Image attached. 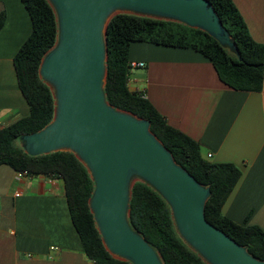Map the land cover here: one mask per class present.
Wrapping results in <instances>:
<instances>
[{"label": "water", "instance_id": "obj_1", "mask_svg": "<svg viewBox=\"0 0 264 264\" xmlns=\"http://www.w3.org/2000/svg\"><path fill=\"white\" fill-rule=\"evenodd\" d=\"M56 21L53 45L37 73L53 98L50 121L22 134L23 151L36 156L69 151L93 183L89 211L105 250L130 264H162L159 253L128 222L136 181L166 202L180 239L206 264H264L204 215L209 186L199 183L150 130L149 121L115 108L105 95L106 29L117 14L183 23L205 31L238 54L208 0H46Z\"/></svg>", "mask_w": 264, "mask_h": 264}, {"label": "trees", "instance_id": "obj_2", "mask_svg": "<svg viewBox=\"0 0 264 264\" xmlns=\"http://www.w3.org/2000/svg\"><path fill=\"white\" fill-rule=\"evenodd\" d=\"M31 22V30L13 57L17 83L29 112L0 128V164L30 175L53 174L63 180L71 221L86 256L95 264H130L113 258L104 248L89 211L87 199L93 183L86 168L69 151L32 156L18 144L19 136L39 130L53 114L49 87L37 73L40 59L56 37L54 13L46 0H20ZM229 32L238 54L198 28L183 23L133 14H117L106 29L107 62L105 95L115 108L132 112L149 121L150 130L199 183L209 186L204 215L208 222L227 234L248 253L264 259V232L257 225L238 224L221 212L241 171L232 163H216L202 157L197 141L170 126L141 92L127 86L128 48L132 41L190 47L213 64L219 79L236 90L264 92V44L254 41L231 0H208ZM5 19L0 9V27ZM128 222L157 250L162 264H206L178 236L164 199L147 183L136 181L131 190Z\"/></svg>", "mask_w": 264, "mask_h": 264}, {"label": "crops", "instance_id": "obj_3", "mask_svg": "<svg viewBox=\"0 0 264 264\" xmlns=\"http://www.w3.org/2000/svg\"><path fill=\"white\" fill-rule=\"evenodd\" d=\"M251 38L264 44V0H231ZM0 127L26 116L13 57L31 30L20 0H0ZM127 86L141 92L166 122L198 142L202 157L232 163L241 175L221 207L223 215L264 232V92L222 82L211 61L190 47L132 41ZM211 154L207 157V154ZM0 164V264H95L69 214L63 180L14 178Z\"/></svg>", "mask_w": 264, "mask_h": 264}, {"label": "built area", "instance_id": "obj_4", "mask_svg": "<svg viewBox=\"0 0 264 264\" xmlns=\"http://www.w3.org/2000/svg\"><path fill=\"white\" fill-rule=\"evenodd\" d=\"M142 65H143V62H135V61H129L128 62L129 70L134 68V67H136V66H142ZM210 155L211 154L208 153L207 157H210ZM27 175H30V174L26 170H15L14 171V178H16V179H20L21 177L27 176ZM45 176H47L49 179L56 177L53 174H48V175H45Z\"/></svg>", "mask_w": 264, "mask_h": 264}, {"label": "rangeland", "instance_id": "obj_5", "mask_svg": "<svg viewBox=\"0 0 264 264\" xmlns=\"http://www.w3.org/2000/svg\"><path fill=\"white\" fill-rule=\"evenodd\" d=\"M19 144V143H18Z\"/></svg>", "mask_w": 264, "mask_h": 264}]
</instances>
